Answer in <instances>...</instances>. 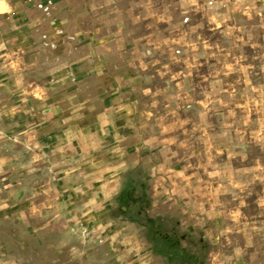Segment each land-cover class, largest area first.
Masks as SVG:
<instances>
[{
	"label": "rangeland",
	"instance_id": "obj_1",
	"mask_svg": "<svg viewBox=\"0 0 264 264\" xmlns=\"http://www.w3.org/2000/svg\"><path fill=\"white\" fill-rule=\"evenodd\" d=\"M101 3L105 2L92 0L85 6V0H52L46 18L58 21L69 35L82 34L87 28L85 21H100L113 10L119 13L120 21H135L131 27L122 25L123 38L102 43L106 61L102 76L116 82L123 97L138 100L139 111L149 97L132 92L127 84L120 86L118 81L131 80L139 71L136 65L140 60L133 57L139 56V49L146 43L144 37L149 30L145 26L150 20H132L130 16L140 17L146 8L141 6L142 0H113L104 8L98 7ZM171 3L176 4L177 0ZM94 5L95 12L91 10ZM160 7L161 0H153V10ZM175 11L178 14L181 9L177 7ZM115 13L102 18L103 21H115ZM0 22L5 28L6 21ZM131 31L141 38L138 46L131 47L129 39L126 41ZM243 52L247 59L241 67L251 66L250 69L247 73L229 72L226 77L232 82L244 76L238 89L244 92L236 97L234 105L237 114H244L243 127L251 128L242 133L243 140L239 141L242 147L222 152L217 146L214 134L220 131L218 114L208 113L205 117L195 110L181 109L172 118L161 121L153 112L148 117L150 124H155L150 132L148 129L141 132L136 123L138 116L133 115L124 131L126 136L118 139V149L123 152V162L138 159L140 163L128 172L119 171L122 180L110 203L112 209L108 217L99 219L100 223L90 220L83 225L81 219L66 217L62 211L58 217L45 214L21 220L22 200L36 188V181L27 176L22 180V175L28 172L34 176L36 171L20 168L23 160L18 142L13 140L7 151L0 138V161H6L0 164V201L7 204L0 207L2 250L9 257L19 254L24 264H264V141L260 139L264 128L258 119L261 104L256 91L264 86V74L259 70L264 62L259 59L264 52V32L258 31L252 46L245 45ZM173 84H177L175 79ZM154 86L167 87L159 77ZM199 90L205 94L198 97L202 106L213 86L205 81ZM253 133L257 134L255 139ZM149 139L153 140L151 145L146 142ZM194 162L201 167L186 170V165ZM152 169H159L155 176ZM165 175L168 179L164 183L171 185L174 197L184 203L188 197L177 196L176 179L187 185H192L195 179L202 186L196 188L199 212L195 214L201 219H187L188 214L179 211L176 215L154 211V207H159L155 205V193L159 191L155 179ZM26 181L29 183L25 184Z\"/></svg>",
	"mask_w": 264,
	"mask_h": 264
},
{
	"label": "crops",
	"instance_id": "obj_2",
	"mask_svg": "<svg viewBox=\"0 0 264 264\" xmlns=\"http://www.w3.org/2000/svg\"><path fill=\"white\" fill-rule=\"evenodd\" d=\"M5 2L11 11L0 5V21H6L5 28L0 22V132L7 151L18 142L20 168L36 171L22 175L36 188L23 198L19 215L58 217L62 211L83 225L100 223L112 209L119 183L109 180L113 172L119 176L118 139L129 125L123 110L129 100L116 82L103 79L102 47L123 38L122 27L135 21L118 27L102 16L85 21L82 34L69 35L58 21H47L52 0ZM132 35L125 38L135 47Z\"/></svg>",
	"mask_w": 264,
	"mask_h": 264
},
{
	"label": "clouds",
	"instance_id": "obj_3",
	"mask_svg": "<svg viewBox=\"0 0 264 264\" xmlns=\"http://www.w3.org/2000/svg\"><path fill=\"white\" fill-rule=\"evenodd\" d=\"M112 2L113 0H106L98 7L104 8ZM0 5L5 12L11 11L5 0H0ZM141 6L146 8V12L139 20L149 19L150 23L145 26L149 30V35L144 37L146 43L139 49V56L133 57L140 60L136 65L139 71L135 78L118 81V84L120 86L127 84L132 92L140 96L146 95L149 100L139 111L138 100L123 103L125 119L131 124L132 116H138L136 123L139 130L142 132L148 129L150 132L151 128L155 127L148 119L153 112L161 121L172 118L173 114L181 109L195 110L198 115L205 117L208 113L218 114L221 118L220 131L214 134L217 146L222 152L228 151L230 147H242L239 143L243 140L242 133L251 131V128L243 127L244 114H237L234 105L237 102L236 97L244 92L242 89L238 90L239 85L244 83V76L232 82L226 77L229 72L247 73L251 67H241L242 62L247 59L243 49L245 45L252 46L253 37L258 31L264 32V0H177L176 4H172L171 0H161V7L156 10H153V0H142ZM96 7L94 5L91 10L95 12ZM177 7L181 9L178 14L175 11ZM113 13L115 10L105 14L104 18ZM255 17L259 19L254 20ZM115 22L118 27H122L123 22L119 20V13H115ZM132 39L137 45L140 44L135 35H132ZM259 59L264 61V52ZM259 70L264 74V62L259 65ZM157 77L167 87H155L154 81ZM174 79L177 84H173ZM196 81L199 83H195ZM205 81L211 82L213 91L207 94L202 106H199L201 101L198 97L205 95L199 89ZM247 91L251 93V84L248 85ZM256 91L260 94L258 99L261 104L258 119L264 128V86L258 87ZM160 106H163V109ZM119 111V108L115 109L114 114ZM161 111L163 115H160ZM197 130L203 131L201 128ZM3 135V132H0V138H3ZM256 135L253 133V139ZM260 139L264 141V136ZM232 141L237 143L233 144ZM146 142L151 145L153 140L149 139ZM3 163L6 161H0V164ZM139 163L138 159H131L118 163L116 167L128 172L135 169ZM199 167L201 165L194 162L192 165H186V170L188 168L198 170ZM151 171L155 176L159 169ZM113 177L114 179L109 180L110 183L117 184L122 180L115 172ZM166 179H168L166 175L155 179L156 187L159 188L155 193V205L159 207H154V211L164 215H176L179 211L187 213V219H201L202 217H196L195 214L199 212V193L196 192V188L202 186L197 184L195 179L192 180V185L176 179L177 196L188 197L187 203H184L174 197L171 185L164 183ZM0 207H7L6 202L0 201ZM19 218L23 220V214ZM0 264L24 262L19 254L9 257L0 247Z\"/></svg>",
	"mask_w": 264,
	"mask_h": 264
}]
</instances>
